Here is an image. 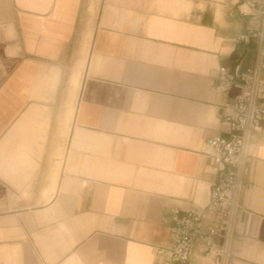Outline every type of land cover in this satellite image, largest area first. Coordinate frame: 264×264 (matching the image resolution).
<instances>
[{"label":"crops","instance_id":"0c3cea01","mask_svg":"<svg viewBox=\"0 0 264 264\" xmlns=\"http://www.w3.org/2000/svg\"><path fill=\"white\" fill-rule=\"evenodd\" d=\"M247 0H0V264H161L174 208H205L243 69ZM227 264H264V124ZM210 216L202 230L210 226ZM199 240L192 264H205Z\"/></svg>","mask_w":264,"mask_h":264},{"label":"built area","instance_id":"2783aa9c","mask_svg":"<svg viewBox=\"0 0 264 264\" xmlns=\"http://www.w3.org/2000/svg\"><path fill=\"white\" fill-rule=\"evenodd\" d=\"M258 16L251 15L243 32L234 41L257 44L254 63L243 69L219 66L217 80L228 97L222 115L226 133L205 140L201 153L217 165V173L205 208H174L167 244L154 248L161 264H192V248L198 250L205 264H227L229 242L241 193V180L246 172L248 146L263 131L264 124V0H247ZM210 216V226L202 230V221Z\"/></svg>","mask_w":264,"mask_h":264}]
</instances>
